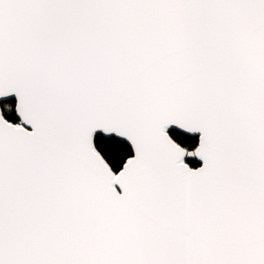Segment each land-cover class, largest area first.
<instances>
[{"label":"snow or ice","instance_id":"1","mask_svg":"<svg viewBox=\"0 0 264 264\" xmlns=\"http://www.w3.org/2000/svg\"><path fill=\"white\" fill-rule=\"evenodd\" d=\"M0 264H264V0H0Z\"/></svg>","mask_w":264,"mask_h":264},{"label":"trees","instance_id":"2","mask_svg":"<svg viewBox=\"0 0 264 264\" xmlns=\"http://www.w3.org/2000/svg\"><path fill=\"white\" fill-rule=\"evenodd\" d=\"M11 118V117H10Z\"/></svg>","mask_w":264,"mask_h":264}]
</instances>
